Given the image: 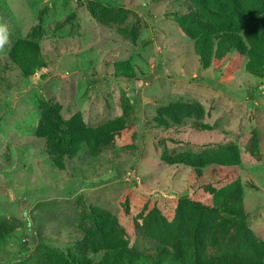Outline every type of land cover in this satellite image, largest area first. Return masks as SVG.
I'll return each instance as SVG.
<instances>
[{
  "label": "rangeland",
  "instance_id": "rangeland-1",
  "mask_svg": "<svg viewBox=\"0 0 264 264\" xmlns=\"http://www.w3.org/2000/svg\"><path fill=\"white\" fill-rule=\"evenodd\" d=\"M89 1L116 13L120 8L127 12L126 19L103 26L89 12ZM202 3L217 20H224V7L212 0ZM174 4L175 0H0V25L7 27V42L0 50V221H20L0 244V264H19L40 245L73 249L83 235L81 206L99 205L120 215V200L129 190L130 212L142 227L147 212L138 213L147 202L150 211L159 198L189 193L190 168L170 165L163 158L166 152L171 157L201 152L206 145L236 144L255 126L260 129L263 162L243 166V196L248 226L264 241V77L245 67L230 77L213 67L203 68L192 41L174 20ZM137 20L135 43L124 30ZM34 27L43 34L40 45L48 68L26 78L8 52ZM126 60L135 66L137 79L113 77V65ZM179 96L202 104L207 130L193 128L192 121L168 127L155 122L157 109ZM123 97L134 105L138 148L122 146L130 134L116 137L114 149L98 156L83 150L64 171L58 169L35 134L41 104L58 102L64 117L80 113L87 126L97 127L122 116L118 102ZM22 200L29 206L19 215ZM211 231L224 237L228 246H244L221 214ZM91 254L95 261L103 255Z\"/></svg>",
  "mask_w": 264,
  "mask_h": 264
},
{
  "label": "trees",
  "instance_id": "trees-1",
  "mask_svg": "<svg viewBox=\"0 0 264 264\" xmlns=\"http://www.w3.org/2000/svg\"><path fill=\"white\" fill-rule=\"evenodd\" d=\"M212 1L225 8L222 22L202 3L204 0H175L174 4L178 8L174 20L181 34L192 41L200 64L205 69L213 67L222 71L226 77L245 67L252 75L263 78L264 0ZM87 8L103 26L126 19L127 12L120 8L115 10L121 17L100 3L89 1ZM129 24L124 32L136 43L139 20ZM41 38V29L34 27L28 38L14 42L8 52V58L23 77L33 78L39 70L48 68ZM113 77L135 80V66L129 60L116 62ZM118 105L123 110L122 116L89 127L80 113L66 118L61 104L44 102L36 137L44 141L54 165L62 171L83 150L98 156L106 149H114L116 137L130 134L122 146L135 151L138 130L134 105L124 97ZM157 111L154 120L161 126H182L192 121L193 128L208 129L202 123L204 107L190 98H171ZM259 131L255 126L236 144L206 145L201 152L186 151L171 157L166 152L164 161L190 168L189 193L165 197L169 200L159 198L150 211L147 202L148 206L138 213L140 216L147 212L142 227L130 212L133 191L129 190L120 200V215L99 205L81 206L79 223L83 235L75 241L73 249L63 251L40 245L31 258L19 264H264V241L255 236L247 223L242 171L243 166L256 167L263 162ZM19 205L20 215L29 203L22 200ZM217 214L235 228L244 246H228L224 237L212 233ZM19 224L17 219L0 221V244ZM91 253L103 255L95 261Z\"/></svg>",
  "mask_w": 264,
  "mask_h": 264
},
{
  "label": "clouds",
  "instance_id": "clouds-1",
  "mask_svg": "<svg viewBox=\"0 0 264 264\" xmlns=\"http://www.w3.org/2000/svg\"><path fill=\"white\" fill-rule=\"evenodd\" d=\"M7 27L4 25H0V50L3 49L4 44L7 42Z\"/></svg>",
  "mask_w": 264,
  "mask_h": 264
}]
</instances>
